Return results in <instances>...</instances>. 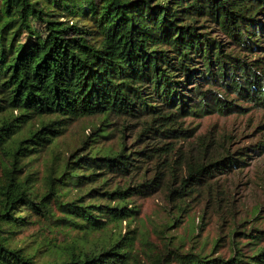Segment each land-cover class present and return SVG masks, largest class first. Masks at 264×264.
<instances>
[{
  "label": "trees",
  "instance_id": "1",
  "mask_svg": "<svg viewBox=\"0 0 264 264\" xmlns=\"http://www.w3.org/2000/svg\"><path fill=\"white\" fill-rule=\"evenodd\" d=\"M251 109L264 111V0H0V264H264V232L237 238L218 179L264 133L232 151L186 124ZM155 195L190 220L228 209L227 255L171 225L139 250L138 201ZM37 223L83 243L40 259L17 238Z\"/></svg>",
  "mask_w": 264,
  "mask_h": 264
},
{
  "label": "rangeland",
  "instance_id": "2",
  "mask_svg": "<svg viewBox=\"0 0 264 264\" xmlns=\"http://www.w3.org/2000/svg\"><path fill=\"white\" fill-rule=\"evenodd\" d=\"M186 124H190L198 135L211 132L217 136H225L228 141L226 147L234 151L254 144L259 140V136H263L261 133H264V129H259V126L264 124V111L251 109L243 115L225 117L215 114L194 120L189 119ZM75 132L82 136L80 128L75 129ZM83 134L86 136L89 131H85ZM125 140L129 141L130 135H127ZM248 155L250 157L247 158L246 165L241 172L231 176L222 175L218 177L223 185V196L231 204L232 223L236 226L239 225L237 238H250V234L255 235V232L250 233V229L264 232V151L260 154L249 152ZM243 159L246 158L243 157ZM37 166L39 176H42L41 163ZM138 204L141 206L139 226L149 238L148 244L139 246V250L147 253L153 252L155 246L161 243V238L164 236L162 227L171 225L165 236L182 237L188 234L193 236L194 240L188 243V249L195 248L197 244L207 240L206 251H210L212 241L219 238L220 241L213 252L214 254L224 253L227 255L228 222L226 221H229L230 217L228 215L225 217L224 211H229L228 209L216 210L213 209L212 205L202 204L196 207L195 214L190 220L185 215L178 217L158 195L138 201ZM202 216L204 217L203 220H201ZM125 226L124 222L122 227ZM17 238L26 244L34 242L31 247L42 245V250L45 251H43L44 255H41L40 259L49 260L51 257H56L59 252L58 249H52L53 245L65 248L72 245L73 241L79 245L83 243L77 238L74 231H53L51 228L45 229L39 223L30 226ZM93 240L94 238H90V243ZM48 247L51 250L47 252ZM141 258L144 259L145 256L141 254Z\"/></svg>",
  "mask_w": 264,
  "mask_h": 264
}]
</instances>
